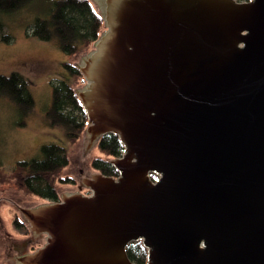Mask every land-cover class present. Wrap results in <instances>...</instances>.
Returning <instances> with one entry per match:
<instances>
[{"label": "water", "instance_id": "obj_1", "mask_svg": "<svg viewBox=\"0 0 264 264\" xmlns=\"http://www.w3.org/2000/svg\"><path fill=\"white\" fill-rule=\"evenodd\" d=\"M93 1L85 151L117 135L119 176L21 208L46 242L20 264H264V0Z\"/></svg>", "mask_w": 264, "mask_h": 264}, {"label": "rangeland", "instance_id": "obj_2", "mask_svg": "<svg viewBox=\"0 0 264 264\" xmlns=\"http://www.w3.org/2000/svg\"><path fill=\"white\" fill-rule=\"evenodd\" d=\"M52 1L31 0L16 11L0 12L4 31L11 35L9 42L0 40V75L22 74L28 80L35 100L33 109L23 114L8 98L0 96V167L9 174L18 161L36 156L41 145L57 143L68 150L70 158L63 174L75 179L74 184L58 186L62 195L77 191L84 178L99 173L90 162L95 157L106 156L96 147V140L93 145H87L85 151L86 130L77 141L69 142L61 126L50 124L47 111L51 104L52 84L59 80L69 81L76 90L81 89L84 82L71 77L63 63L69 61L77 66L85 51L68 55L54 43L33 35L31 26L34 20L48 16ZM48 202L27 194L14 180L0 181V264H20L18 258L43 245L45 241L40 235L45 234L40 233L34 239L30 220L21 208H33ZM16 217L28 224V233L15 228L13 221Z\"/></svg>", "mask_w": 264, "mask_h": 264}, {"label": "trees", "instance_id": "obj_3", "mask_svg": "<svg viewBox=\"0 0 264 264\" xmlns=\"http://www.w3.org/2000/svg\"><path fill=\"white\" fill-rule=\"evenodd\" d=\"M31 0H0V12H13L28 4ZM250 1V0H238ZM104 20L99 8L92 0H53L49 14L34 20L31 31L40 40L52 42L58 49L68 55L92 46L105 30ZM5 26L0 21V40L9 42L11 35L4 31ZM71 77L86 83L79 68L67 61L63 63ZM0 96H5L26 114L34 107V97L29 88L28 80L20 73L0 75ZM51 125L63 128L69 142L77 141L88 126V115L77 90L69 81L59 80L52 84L51 104L47 111ZM98 150L106 157H95L91 167L99 173L118 177L119 171L110 159L119 157L123 152V144L115 134L102 135L96 142ZM68 150L57 143L41 145L39 153L27 160L18 161L12 171L7 174L0 167V181L14 180L17 186L27 194L40 199L58 202L61 194L59 185L74 184L75 179L64 175V169L69 165ZM16 229L28 233V224L20 218H15ZM129 259L134 264H147L148 252L142 241H133L126 247Z\"/></svg>", "mask_w": 264, "mask_h": 264}, {"label": "flooded vegetation", "instance_id": "obj_4", "mask_svg": "<svg viewBox=\"0 0 264 264\" xmlns=\"http://www.w3.org/2000/svg\"><path fill=\"white\" fill-rule=\"evenodd\" d=\"M86 128H87V127H86ZM153 176H154V174H153V173H150V178H153ZM81 183H82V182H81ZM77 191H80L82 194H85V195H89V194L91 193V191H90L86 186H84L83 183H82L81 185L79 184V186H78V190H77ZM74 192H76V191H74ZM40 236H41L42 239L46 242V235H44V236L40 235ZM40 236H39V237H40ZM45 242H44V243H45ZM44 243H43V244H44ZM30 244H31V243H30ZM40 246H42V245H40ZM40 246H39V247H40ZM39 247H37V248H39ZM37 248H36V249H37ZM36 249H35V250H36ZM33 251H34V250H33Z\"/></svg>", "mask_w": 264, "mask_h": 264}, {"label": "built area", "instance_id": "obj_5", "mask_svg": "<svg viewBox=\"0 0 264 264\" xmlns=\"http://www.w3.org/2000/svg\"><path fill=\"white\" fill-rule=\"evenodd\" d=\"M156 179H157V177H156ZM156 179H155V180H156Z\"/></svg>", "mask_w": 264, "mask_h": 264}]
</instances>
